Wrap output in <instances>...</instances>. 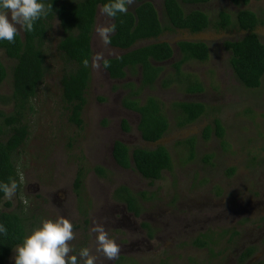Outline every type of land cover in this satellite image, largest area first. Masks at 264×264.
<instances>
[{
    "label": "rangeland",
    "instance_id": "374dc122",
    "mask_svg": "<svg viewBox=\"0 0 264 264\" xmlns=\"http://www.w3.org/2000/svg\"><path fill=\"white\" fill-rule=\"evenodd\" d=\"M149 1L164 30L157 38L138 41L135 46L164 41L173 54L158 63L162 67L158 78L140 88L138 99L143 102L155 96L163 102L167 131L156 142L144 141L138 130L139 114L122 106L126 83L140 85V67L122 79H112L102 67L103 59L124 51L105 43L100 34V29L112 27V19L100 6L91 37V78L81 115L83 123L81 127L71 124L60 89V78L69 67L56 49L62 30L54 19L44 45L45 77L25 113L29 134L13 156L19 172L17 188L13 195L4 196L1 209L24 218L26 236L44 219H69L74 234L69 255L87 248L95 264H118L121 256L124 264H157L161 259L172 264H234L246 246L255 247L246 264L264 262V76L258 88H246L235 76L231 52L224 46L226 41L244 35L235 23L237 12L244 8L257 14L260 22L255 32L264 43V0L238 4L232 0H178L185 12L197 9L208 15V27L195 33L170 25L164 0ZM139 2L131 0L127 8L133 10ZM220 12L230 15V26H216ZM18 32L22 33L19 26ZM183 40L205 42L209 57L184 62L177 74L174 65L181 58L178 42ZM0 61L7 70L0 94L7 96L12 92L10 68L14 60L0 50ZM195 82L202 86L200 92L188 90ZM174 102H201L206 110L193 122L179 125ZM12 110V103L0 100V111L9 114ZM215 117L222 122V138L212 128ZM123 120L128 131L122 128ZM206 127L211 128L205 136ZM5 137L1 135L0 140ZM190 137L195 141V151L193 159L187 160L188 147L180 141ZM117 139L130 149L165 146L171 168L157 180L142 177L133 167L121 168L112 157ZM96 165L105 170L104 175L93 170ZM79 167L84 170L81 198L73 186ZM118 185L145 192L140 199V216L113 200L112 191ZM96 225H103L119 246L114 260L97 250ZM200 235L207 246L193 243ZM14 250L7 264H14Z\"/></svg>",
    "mask_w": 264,
    "mask_h": 264
},
{
    "label": "trees",
    "instance_id": "16d2710c",
    "mask_svg": "<svg viewBox=\"0 0 264 264\" xmlns=\"http://www.w3.org/2000/svg\"><path fill=\"white\" fill-rule=\"evenodd\" d=\"M139 4L127 12L118 13L112 19V31L108 36V44L123 50L118 56L105 58L102 67L112 79L124 78L128 71L140 67L141 82L136 86L132 82L126 83L127 93L121 99L124 108L139 114L138 130L141 138L146 142L158 141L168 129V119L164 112L163 102L155 96H148L143 102L138 99L139 90L143 86L151 85L159 76L162 67L158 64L172 57L173 49L164 41L152 42L142 46H135L138 41L157 38L164 30L154 4L149 0H139ZM200 2L204 0H185ZM234 3L247 0H232ZM109 0H45L51 4L52 11L34 25L32 32L19 33L14 42L0 41V50L14 60L10 68L12 92L1 95L0 100L12 103L13 110L9 114L0 111V185L17 183L19 172L15 166L13 156L23 145L29 134V126L25 122V113L31 106L37 89L42 83L45 72V40L54 19H57L62 30V36L57 42L56 49L61 58L68 65L60 78L61 100L67 112L68 121L78 127L82 126V110L86 104V90L91 78L90 62L92 57L91 37L98 6L101 8ZM165 16L174 28L199 32L209 25L208 15L201 10L185 12L178 0L163 1ZM127 7V5H126ZM260 20L257 14L247 8L236 14L235 23L244 31V35L237 40L226 41L224 46L230 50V64L237 79L246 88H258L264 76V43L261 42L256 26ZM232 24L231 17L226 12L219 13L217 27L226 28ZM181 58L176 61L175 68L180 73V66L188 60L205 61L209 57V49L203 41L183 40L178 42ZM7 77L5 65L0 61V85ZM191 92H200L202 86L195 82L188 87ZM172 107L179 112V125H185L201 116L206 106L201 102H174ZM122 128L129 130L126 120L122 121ZM211 127L204 130L205 136ZM212 128L216 135L222 138L224 128L219 118L212 121ZM194 139L192 137L180 141L188 147L187 160L194 157ZM112 157L121 168L133 167L142 177L157 180L162 172L171 168V156L165 146L157 145L153 149L134 147L130 149L123 141L115 140L112 147ZM93 170L104 175L105 170L96 165ZM230 172L233 169L229 170ZM84 170L79 167L74 179V191L81 198ZM5 196L0 191V224L6 233L0 234V264H7L13 250L26 236L24 218L16 212H6L1 209ZM145 192H134L126 185H118L112 191L113 200L123 203L127 210L138 215L141 212L139 198H144ZM10 206V202H6ZM85 222H88L85 216ZM146 226V223H143ZM200 235L194 240L198 246H207V242ZM255 252L254 246H248L239 257L243 262ZM124 264V257L117 260ZM129 264H131L129 262ZM158 264H172L161 259ZM252 264H264L263 261Z\"/></svg>",
    "mask_w": 264,
    "mask_h": 264
},
{
    "label": "clouds",
    "instance_id": "9594fccd",
    "mask_svg": "<svg viewBox=\"0 0 264 264\" xmlns=\"http://www.w3.org/2000/svg\"><path fill=\"white\" fill-rule=\"evenodd\" d=\"M130 3L131 0H109L101 11L114 18L118 13L127 12L126 5ZM50 11L51 4L46 5L45 0H0V41L14 42L18 26L25 32H32L36 22ZM112 30H99L105 43ZM16 188L14 181L0 185V191L6 196L13 195ZM93 231L97 233V250L108 260H114L120 252L119 246L108 237L103 225H96ZM4 233L6 229L0 224V234ZM73 239V224L69 219L63 216L44 219L15 248L14 264H95V257L87 248L81 249L78 254L69 255L72 252L69 242Z\"/></svg>",
    "mask_w": 264,
    "mask_h": 264
},
{
    "label": "flooded vegetation",
    "instance_id": "af4514ba",
    "mask_svg": "<svg viewBox=\"0 0 264 264\" xmlns=\"http://www.w3.org/2000/svg\"><path fill=\"white\" fill-rule=\"evenodd\" d=\"M193 93H196V92H193ZM140 199H141V198H139V202H140ZM114 201H115V200H114ZM123 205H124V207H125V209H126L127 212L133 214L134 216H140V213H141V212H140L138 215H135L133 212L127 210V206H126L125 204H123ZM263 241H264V240H263ZM247 247H248V246H246L245 248H247ZM245 248H244L242 251H244ZM242 251H241V252H242ZM241 252H240L239 256L235 257L234 264H246V262H247L250 258H252L253 254H254V253H253L249 258H247V259H245L243 262H241L240 259H239L240 255H241ZM125 261H127V259H126ZM158 262H159V261H158ZM157 264H158V263H157Z\"/></svg>",
    "mask_w": 264,
    "mask_h": 264
}]
</instances>
